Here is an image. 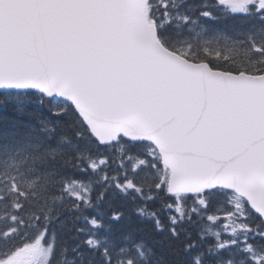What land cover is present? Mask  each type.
I'll return each mask as SVG.
<instances>
[{
	"label": "snow or ice",
	"instance_id": "6c2138e0",
	"mask_svg": "<svg viewBox=\"0 0 264 264\" xmlns=\"http://www.w3.org/2000/svg\"><path fill=\"white\" fill-rule=\"evenodd\" d=\"M0 264H264V0H0Z\"/></svg>",
	"mask_w": 264,
	"mask_h": 264
}]
</instances>
